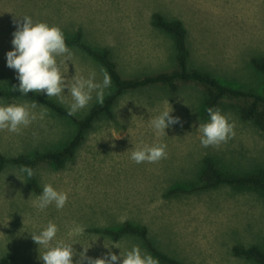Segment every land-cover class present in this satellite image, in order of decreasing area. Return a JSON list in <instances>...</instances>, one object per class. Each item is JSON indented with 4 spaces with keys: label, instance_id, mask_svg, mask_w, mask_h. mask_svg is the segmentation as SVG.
<instances>
[{
    "label": "rangeland",
    "instance_id": "rangeland-1",
    "mask_svg": "<svg viewBox=\"0 0 264 264\" xmlns=\"http://www.w3.org/2000/svg\"><path fill=\"white\" fill-rule=\"evenodd\" d=\"M243 1L0 0V37H13L16 22L28 16L34 23L60 27L65 39L79 35L89 48L107 49L120 78L130 80L175 68L173 36L152 26L156 13L166 22L181 21L189 70L260 94L262 76L250 60L264 58V0ZM3 44L14 50L12 41ZM68 48L71 59L60 65L64 78L71 83L75 75L87 79L95 73L94 82L102 84L105 70L79 48ZM64 59L57 57L58 64ZM7 74L5 78L0 70V86L10 81L13 71ZM112 87L111 83L103 89V99ZM40 94L66 110L73 103L67 89L63 103ZM206 98V88L192 82L178 83L173 94L162 85L122 93L111 107L112 118L102 116L93 123L72 160L60 169L37 162L32 176L36 190L21 167L5 165L0 171V259L6 258L8 264H43L40 256L45 249L31 235L39 234L49 221L59 229L57 243L73 244L77 253L89 248L90 258H103L109 251L120 256L134 246L148 254L135 238L112 242L92 232L116 230L127 221L144 226L153 246L182 264H256L234 257L231 247L254 245L264 251V190L220 186L163 197L176 187H203L204 158L226 174L264 176V130L239 114L250 100L222 98L216 108L235 125V136L219 147H203L199 125L210 121L209 116L202 117ZM32 103L24 99L12 103L29 105L37 119L20 134L0 131V155L33 157L58 151L72 138L75 126L69 119L38 104L33 109ZM95 103L100 101L93 91L89 104L73 116L84 117ZM165 110L180 123L157 136L149 122ZM155 144L167 145L166 159L140 164L131 160L132 149ZM45 184L68 193L62 210L54 203L43 211L36 206ZM78 259L74 257L73 264Z\"/></svg>",
    "mask_w": 264,
    "mask_h": 264
},
{
    "label": "clouds",
    "instance_id": "clouds-1",
    "mask_svg": "<svg viewBox=\"0 0 264 264\" xmlns=\"http://www.w3.org/2000/svg\"><path fill=\"white\" fill-rule=\"evenodd\" d=\"M16 24L17 30L12 34L14 50L6 54L7 67L18 74L16 78L19 81V87L13 86L14 91H19L23 95H28L30 92L44 93L47 97H58L63 103L62 93L67 89L73 99L68 115H74L78 110L85 108L92 99L93 91H96L97 99L103 102V89L111 85V79L107 73L104 75L102 84L94 82L95 73L87 79L75 75L71 83L64 78L60 65L71 59V52L60 27L50 26L45 22L34 23L28 16H24L22 22H16ZM57 57H65V59L58 64ZM166 103L169 104L168 101ZM30 107L36 108L37 103L33 102ZM207 111L210 121L199 125V131L202 133L201 145L219 147L222 143H227L229 139L234 138L235 125L230 123L218 108H208ZM171 112L165 110L150 120V127L157 136L166 135L167 128L180 123L178 117L174 118L170 115ZM44 115L46 110L39 114V118L43 119ZM36 119L37 115L30 111L27 104L0 106V131L7 130L20 134L22 128L28 127ZM166 148L165 144L137 147L131 150V160L137 164L157 163L167 158ZM21 171L27 173L29 177L34 174L28 166H21ZM36 200V206L41 211L53 203L58 210H62L68 201V193L57 191L51 184H45L41 195L37 196ZM58 231L57 225L49 221L39 234L31 235L32 240L45 249L40 256L43 264H73L74 257L77 256L79 259L75 264H85V262L86 264H158V261L150 254H142L136 246L123 255L120 253V256L109 251L103 258L93 259L87 256L89 248L83 247V251L77 253L73 244L57 243Z\"/></svg>",
    "mask_w": 264,
    "mask_h": 264
},
{
    "label": "trees",
    "instance_id": "trees-1",
    "mask_svg": "<svg viewBox=\"0 0 264 264\" xmlns=\"http://www.w3.org/2000/svg\"><path fill=\"white\" fill-rule=\"evenodd\" d=\"M151 24L166 33H169L175 42V68L170 73L144 76L141 78L122 80L116 70L115 63L109 57V51L93 50L80 41L79 35L74 39H65L67 46H74L82 50L88 56L93 58L110 77L113 85V90L103 99V102L93 105L88 113L78 119L73 115H68V110L60 105H57L52 100L36 93L23 95L19 91H14L13 86L19 87L14 83L11 87L0 89V97L11 99H25L31 102H36L57 116L65 117L75 126V132L72 138L58 151H47L42 154L36 153L33 157L20 155L15 158H6L0 155V171L5 165L10 164L14 167L28 166L32 170L35 168L38 161L42 160L51 163L55 168L60 169L66 161L72 160L76 149L84 140L85 133L92 127L93 123L100 117L105 116L108 119L112 118L111 107L116 102L118 97L127 91H133L151 85H162L168 88L170 93H175L178 88V83L192 82L206 88L207 98L204 106L203 119L208 115V108H216L222 98L230 99H249L250 103L242 107L239 111L240 118L243 121H252L259 129L264 130V58H253L250 60L252 67L262 76V88L260 94H255L251 91H243L235 89L225 84H221L215 78L208 74L196 70H189L187 66V47L185 29L179 20L166 22L159 14H153ZM203 177L205 185L200 188L176 187L168 190L164 194V198H169L176 195L190 194L198 190L213 189L220 186H228L232 188H257L264 190V176L253 174L232 175L223 173L214 162L209 158L202 160ZM30 186L36 190L33 177L28 176ZM94 234H101L116 242L122 237L138 238L146 250L161 264H182L174 260L167 254L159 251L153 246L148 238L147 229L144 226L133 225L129 222H124L118 229H92ZM231 254L234 257L253 261L256 264H264V251L257 246L245 247L242 245H234L231 247ZM0 264H8L6 258L0 259Z\"/></svg>",
    "mask_w": 264,
    "mask_h": 264
},
{
    "label": "crops",
    "instance_id": "crops-1",
    "mask_svg": "<svg viewBox=\"0 0 264 264\" xmlns=\"http://www.w3.org/2000/svg\"><path fill=\"white\" fill-rule=\"evenodd\" d=\"M3 38H6V39H3ZM14 37H0V70L4 72L5 74V78L8 76V72L9 70H12L13 71V76L12 78H10V81H8L7 83L3 84L2 86H0V89H6V88H9L11 87L14 83H17L19 85V81L18 79L16 78L17 77V73L15 70L13 69H10L7 67V57H6V54L9 52V51H13V49H10V45L9 46H6L4 45L3 43H9L13 40ZM9 41V42H8ZM113 86V85H112ZM113 88V87H112ZM113 90V89H112ZM38 93V92H36ZM40 94V93H38ZM41 95V94H40ZM108 95V94H107ZM20 99L18 98H11V99H6V98H2L0 97V104L2 105H9L10 103H16V102H19ZM25 100V99H24ZM53 101V100H52ZM54 102V101H53ZM56 103V102H54ZM57 104V103H56ZM95 104H98V103H95ZM57 105H60V104H57ZM61 106V105H60ZM37 152V151H36ZM131 238H135V237H131ZM137 241H139V243H141V241L138 239V238H135ZM120 240V239H119ZM113 242V241H112ZM141 246L143 247V249H145V251L150 254L146 248L142 245L141 243ZM151 255V254H150ZM152 256V255H151ZM153 257V256H152ZM154 258V257H153ZM155 259V258H154ZM156 260V259H155ZM158 261V260H157ZM159 264H161L159 261H158Z\"/></svg>",
    "mask_w": 264,
    "mask_h": 264
},
{
    "label": "bare ground",
    "instance_id": "bare-ground-1",
    "mask_svg": "<svg viewBox=\"0 0 264 264\" xmlns=\"http://www.w3.org/2000/svg\"><path fill=\"white\" fill-rule=\"evenodd\" d=\"M246 1H247V0H246ZM246 1H245V2L243 1V3H246ZM248 1H250V0H248ZM254 1H255V0H254ZM254 1H253V2H254ZM256 2H257V1H256ZM240 3H241V2H240ZM243 3H242V4H243ZM248 4L250 5V3H248ZM251 4H254V3H251ZM244 5H245V4H244ZM244 5H243V6H244ZM254 5H256V3H255ZM243 6H242V8H243V10H244V7H245V6H244V7H243ZM247 6H248V5H246V8H247ZM240 7H241V6H240ZM255 7H256V6H255ZM255 7H254V9H255ZM236 8H237V7H236ZM250 8H251V7H250ZM250 8H247V9H250ZM252 9H253V8H252ZM254 9L252 10L253 12L255 11ZM238 10H239V8H238ZM241 10H242V9H241ZM236 11H237V9H236ZM244 11L246 12V10H244ZM256 11H257V10H256ZM237 13H238V12H237ZM248 13H249V12H248ZM248 13H247V15H248ZM242 14H243V13H242ZM250 14H251V13H250ZM254 14H255V13H254ZM254 14H253V15H254ZM256 14H257V13H256ZM261 14H262V13H261ZM245 15H246V14H245ZM235 16H237V15H235ZM240 16H242L241 13H240ZM248 16H249V15H248ZM248 16H246V17H248ZM251 16H252V15H251ZM251 16H249V19H250ZM237 17H238V16H237ZM237 17H236V18H237ZM242 17H243V16H242ZM238 18H239V17H238Z\"/></svg>",
    "mask_w": 264,
    "mask_h": 264
}]
</instances>
